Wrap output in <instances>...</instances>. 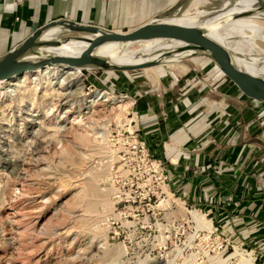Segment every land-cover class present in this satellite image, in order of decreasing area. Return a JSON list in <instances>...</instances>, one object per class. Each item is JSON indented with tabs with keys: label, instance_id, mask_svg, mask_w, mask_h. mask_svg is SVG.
I'll return each mask as SVG.
<instances>
[{
	"label": "rangeland",
	"instance_id": "obj_1",
	"mask_svg": "<svg viewBox=\"0 0 264 264\" xmlns=\"http://www.w3.org/2000/svg\"><path fill=\"white\" fill-rule=\"evenodd\" d=\"M192 1L160 18L183 14ZM222 1L197 0L181 23L219 20ZM245 12L249 9L233 6L224 15ZM220 29L240 65H253L264 76V21L246 17ZM179 46L164 40L137 43L117 59L132 63L141 54ZM192 58L205 59L162 66L181 77ZM152 70L80 71L78 78L67 75L68 86L61 88L37 72L15 86L14 96L6 91L7 82L0 84V264L262 263L264 253L247 246L222 218L175 192L162 161L164 183L144 168L137 171L139 180L120 171L106 137L134 126L131 95L136 86L146 89ZM55 73L57 78L61 72ZM98 92L111 100L92 103ZM192 212L203 219L194 220Z\"/></svg>",
	"mask_w": 264,
	"mask_h": 264
},
{
	"label": "crops",
	"instance_id": "obj_2",
	"mask_svg": "<svg viewBox=\"0 0 264 264\" xmlns=\"http://www.w3.org/2000/svg\"><path fill=\"white\" fill-rule=\"evenodd\" d=\"M190 1L0 0V56L53 20L128 32L175 15ZM189 62L181 77L157 66L146 89L134 87L133 129L163 162L179 196L222 218L264 253V112L231 89L207 59Z\"/></svg>",
	"mask_w": 264,
	"mask_h": 264
},
{
	"label": "water",
	"instance_id": "obj_3",
	"mask_svg": "<svg viewBox=\"0 0 264 264\" xmlns=\"http://www.w3.org/2000/svg\"><path fill=\"white\" fill-rule=\"evenodd\" d=\"M258 12H264V2L261 0L258 8L252 12L232 15L216 22L211 19L208 26H184L168 21L170 18H154L128 32L106 30L64 19L53 20L37 27L23 41L0 56V82L48 69L126 72L162 66L189 57H203L214 65L252 107L264 112V77L249 75L239 66L236 54L207 34L211 27L219 28L231 20L253 17ZM51 30L56 34L74 35L45 40V34ZM155 40L175 42L181 46L166 49L141 63L126 66L116 65L98 53L107 46H116L121 52L130 45ZM74 42L84 44L75 54L55 52Z\"/></svg>",
	"mask_w": 264,
	"mask_h": 264
},
{
	"label": "bare ground",
	"instance_id": "obj_4",
	"mask_svg": "<svg viewBox=\"0 0 264 264\" xmlns=\"http://www.w3.org/2000/svg\"><path fill=\"white\" fill-rule=\"evenodd\" d=\"M262 1V0H261ZM197 0H193L192 1V4L189 8H187L183 14L179 15V16H176V17H173V18H170V19H167L168 21L174 23V24H178V25H184L182 24V20L189 14V12L193 9V6L196 4ZM230 2V3H229ZM233 6H241V7H245L247 9H249V12H252L254 10H256L259 6V0H251V3H242V2H239V1H236L234 4L229 1V0H224L222 1V6L219 8V10L216 12L218 13L217 14V17L219 15H223L221 17H218L219 20H224V19H227L226 15H224L226 12L229 11L230 8H232ZM254 17H256L257 19H260V20H263L264 21V12H258V13H254ZM218 21V20H217ZM216 22V21H215ZM208 26L210 24H195V25H192V26ZM184 26H188V25H184ZM221 30L220 27H211L208 31V36L215 40L216 42L222 44L224 47L228 48V45H227V39L221 34ZM56 32L51 30L49 31L47 34H45L44 38L45 40H51L53 37H51L52 35H55ZM155 41H158V40H155ZM150 42H153V41H150ZM142 43H147V42H142ZM141 44V43H139ZM83 43L82 42H74L68 46H64L60 49H57L55 52L57 53H62V54H66V55H71V54H75V52H73L72 50H74L76 47H79L80 50L83 48ZM181 45V44H180ZM131 46V45H130ZM79 50V51H80ZM158 49H156L154 52L152 53H144V54H141L140 56L136 57L137 59H135L134 62L132 63H128V62H121L119 61L117 58L119 56V54L123 51H118L117 50V47L116 46H107V47H104V48H101L99 50V54L102 55V56H106L108 57L110 60L113 61V63H115L116 65H119V66H126V65H133V64H138V63H141L144 61V58L145 59H148L149 57H154L157 55V53H160L162 51H157ZM164 51V50H163ZM140 57V58H139ZM236 61L238 62L237 58H236ZM172 63V62H170ZM168 64V63H167ZM239 66L244 70L246 71L249 75L251 76H254V77H264L262 75H260L259 73H256V69L257 68H254L253 65H246V66H241L240 63L238 62ZM166 65V64H165ZM55 70L56 69H48V70H42V71H37V72H40L39 73V77H42L44 79H49L50 80V85H57V86H60L63 87L65 85L68 86L67 83H65L66 81V76L67 75H75L77 78L81 76L80 72L76 71V70H57V71H60L61 73H59L58 77L56 78V73H55ZM35 72V73H37ZM33 73V74H35ZM26 75H31V74H22L18 77H14L12 79H9L7 81H1V83H6L7 82V87H6V91L9 92V94H11L12 96L15 95L16 91H15V86L17 84H24L25 83V80H26ZM53 76V78L51 77ZM36 78V77H35ZM35 78L33 80H35ZM51 78V79H50ZM54 80V81H52ZM94 96V98L92 99V103H96L97 101H108V100H111L109 99V97L105 94V93H96L95 95H92ZM91 98V96H90ZM89 100V99H88ZM114 101L115 103V100L112 99V102ZM119 102H122V101H119ZM89 104V103H88ZM91 210H94L95 208V204L94 203H89V205ZM192 218L196 221H201V219H203L202 216H199L197 213L195 212H192Z\"/></svg>",
	"mask_w": 264,
	"mask_h": 264
},
{
	"label": "built area",
	"instance_id": "obj_5",
	"mask_svg": "<svg viewBox=\"0 0 264 264\" xmlns=\"http://www.w3.org/2000/svg\"><path fill=\"white\" fill-rule=\"evenodd\" d=\"M130 123L131 121L128 122V124ZM130 128V131L113 130L106 137V142L109 148L112 149L120 171L125 177L139 180L140 176L137 171L144 168L146 174L157 175L156 179L164 183L166 176H163L164 171L161 160L152 157L145 143L138 138L137 130L133 127Z\"/></svg>",
	"mask_w": 264,
	"mask_h": 264
}]
</instances>
